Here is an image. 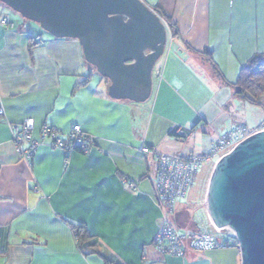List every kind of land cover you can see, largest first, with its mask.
Wrapping results in <instances>:
<instances>
[{"label": "crops", "instance_id": "1", "mask_svg": "<svg viewBox=\"0 0 264 264\" xmlns=\"http://www.w3.org/2000/svg\"><path fill=\"white\" fill-rule=\"evenodd\" d=\"M143 1L161 8L177 31L167 26L145 103L111 99L110 82L86 62L78 40L32 41L39 29L0 3V264H241L239 248L226 238L216 249L183 256L156 249L164 218L179 230L196 220L188 202L173 213L159 204L157 161L141 150L201 155L218 131L240 123L259 129L264 110L217 76L205 53L227 83H236L248 61L264 55V0ZM4 15L13 27L1 23ZM26 119L35 121L38 140L45 126L68 133L80 125L95 145L64 154L44 144L27 161L12 130ZM73 225L85 227L97 254L79 247Z\"/></svg>", "mask_w": 264, "mask_h": 264}, {"label": "water", "instance_id": "2", "mask_svg": "<svg viewBox=\"0 0 264 264\" xmlns=\"http://www.w3.org/2000/svg\"><path fill=\"white\" fill-rule=\"evenodd\" d=\"M56 39L78 40L84 58L110 82L109 97L147 102L168 28L143 0H0ZM207 207L218 228L236 233L241 264H264V131L214 167Z\"/></svg>", "mask_w": 264, "mask_h": 264}, {"label": "built area", "instance_id": "3", "mask_svg": "<svg viewBox=\"0 0 264 264\" xmlns=\"http://www.w3.org/2000/svg\"><path fill=\"white\" fill-rule=\"evenodd\" d=\"M1 23L4 26H14L8 15L3 16ZM33 39L37 43H42L44 36L36 35ZM4 114V110L0 109V116ZM12 130L19 155L27 161H31L44 144L64 154L74 151L87 153L95 145V139L80 125L73 127L68 133H59L54 127L45 126L41 140L34 137L35 121L33 119H26L21 126H12ZM263 131L264 122L255 131L249 130L244 123L225 132L218 131L219 136L211 143L209 151L201 155L157 153L143 147L142 153L152 155L157 161L155 184L159 204L173 213L179 203L188 202V194L201 167L211 165L213 171L216 164L231 153L236 146ZM129 188L132 191L139 190L136 182L130 183ZM200 204L202 216L195 221L194 228L179 230L168 218L163 219L154 240V245L160 253L169 256H183L188 249L208 252L221 246L224 238L228 246L239 248L236 233L232 229L215 226L208 211L207 199L205 198Z\"/></svg>", "mask_w": 264, "mask_h": 264}, {"label": "trees", "instance_id": "4", "mask_svg": "<svg viewBox=\"0 0 264 264\" xmlns=\"http://www.w3.org/2000/svg\"><path fill=\"white\" fill-rule=\"evenodd\" d=\"M162 21L169 27L170 31L173 34H176V27L172 24V19L169 17L161 8L157 7L153 9ZM34 41V40H32ZM205 56L207 57V61L210 62L211 67L214 72L223 79V81L230 87H232L236 94L242 98L243 100L254 104L261 105L264 107V55L259 54L253 56L245 67L242 68L238 80L234 84H229L224 80V77L219 70L218 66L215 64L211 53L206 52ZM88 81H85L81 85H86ZM189 213H187L186 221H189ZM75 235L79 242V247L86 251L90 250L91 253H98L96 250V244L93 242V239L90 238L87 230L84 226H72ZM88 245V247H87ZM87 247V249H86Z\"/></svg>", "mask_w": 264, "mask_h": 264}, {"label": "rangeland", "instance_id": "5", "mask_svg": "<svg viewBox=\"0 0 264 264\" xmlns=\"http://www.w3.org/2000/svg\"><path fill=\"white\" fill-rule=\"evenodd\" d=\"M4 7L7 9V11L10 13L11 16L18 18V20L22 23V25H31L39 29V31L42 33V35L51 37V35L47 32H45L39 24L34 23L32 21H29L25 18H23L19 13L13 11L12 9L8 8L6 5ZM159 63V61H158ZM157 63V64H158ZM156 64V66H157ZM155 66V68H156ZM105 81H107L105 79ZM259 109L264 110V107L261 105H257ZM212 174L211 165H204L199 169L197 172L195 183L191 189V191L188 194V208L190 209L191 213L195 216V220H199L202 216L201 213V204L200 201L203 199L204 193L207 191L208 183L210 180V176ZM173 220V218L171 219ZM174 225V220L171 221Z\"/></svg>", "mask_w": 264, "mask_h": 264}]
</instances>
